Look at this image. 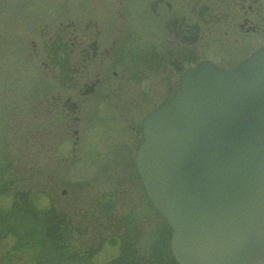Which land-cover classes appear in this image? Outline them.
<instances>
[{
	"label": "flooded vegetation",
	"instance_id": "obj_1",
	"mask_svg": "<svg viewBox=\"0 0 264 264\" xmlns=\"http://www.w3.org/2000/svg\"><path fill=\"white\" fill-rule=\"evenodd\" d=\"M18 1L29 6L21 45L37 79L26 154L46 148L51 178L65 164L91 163L100 174L96 164L111 162L113 186L95 195L97 212L83 213L82 220L95 216L98 237L125 242L111 264H178L172 229L151 204L135 165L143 120L201 63L235 69L264 49V0ZM119 179L125 185H117ZM24 210L30 217L12 212L0 224V238L13 228L23 247L32 245L30 264H38L33 259L43 249L40 242L49 246L42 264H86L82 248L50 256L60 238H38L36 209ZM42 225L49 232L50 222Z\"/></svg>",
	"mask_w": 264,
	"mask_h": 264
},
{
	"label": "water",
	"instance_id": "obj_2",
	"mask_svg": "<svg viewBox=\"0 0 264 264\" xmlns=\"http://www.w3.org/2000/svg\"><path fill=\"white\" fill-rule=\"evenodd\" d=\"M135 162L179 264H264V49L184 75Z\"/></svg>",
	"mask_w": 264,
	"mask_h": 264
},
{
	"label": "rangeland",
	"instance_id": "obj_3",
	"mask_svg": "<svg viewBox=\"0 0 264 264\" xmlns=\"http://www.w3.org/2000/svg\"><path fill=\"white\" fill-rule=\"evenodd\" d=\"M28 8L26 2L0 0V224L19 209L30 217L25 207L35 208L38 238L51 234L61 241L59 244L54 241L47 252L50 256L66 250L73 255L82 248L86 264H111L113 258L121 256L125 242L118 236L98 237L93 224L95 216L91 221L82 220L83 213L97 212L95 195L100 192L103 196V188L113 186L109 173L111 162L100 167L98 163L94 165L100 174H95L91 163L76 162L70 167L65 164L51 178L47 176L51 163L46 162V148L39 147L38 152L31 148L33 154H26L29 145L25 143L28 137L25 132L31 128L34 116L31 99L37 85L33 63L21 45V30L30 17ZM34 167L37 172L33 174ZM120 184L125 185L119 179L117 185ZM123 203L130 201L123 200ZM103 209H110V204ZM45 221L51 224L49 232L42 225ZM6 235L0 238V264H30L26 258L34 253V250L27 251L32 245L23 247L22 239L16 238L13 228ZM66 237L69 241L65 243ZM40 245L43 249L39 247L33 259L38 264H42L40 256L49 249L48 243L40 242ZM21 257L26 260L21 261Z\"/></svg>",
	"mask_w": 264,
	"mask_h": 264
}]
</instances>
